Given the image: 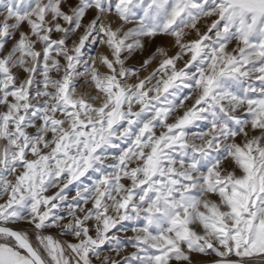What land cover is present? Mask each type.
Here are the masks:
<instances>
[{"label":"snow or ice","instance_id":"1","mask_svg":"<svg viewBox=\"0 0 264 264\" xmlns=\"http://www.w3.org/2000/svg\"><path fill=\"white\" fill-rule=\"evenodd\" d=\"M137 8V27L123 31ZM112 15L121 22L116 28L106 19ZM212 17L200 33L199 20ZM185 29L198 39L185 42ZM157 35L173 37L179 51L169 57L158 49L164 58L155 71L123 84L134 73L122 54ZM89 41L109 54L84 62L79 73ZM16 70L25 74L19 83ZM253 76L259 88L243 96L228 90ZM78 78L96 95L78 94ZM188 81L194 98L177 102ZM0 105V264H92L102 246L115 242L119 249L120 238L110 235L119 223L141 216L127 264H199L196 257L209 254L217 264H248L264 257V0H116L114 12L111 0H0ZM242 109L247 119L235 115ZM199 122L207 129L190 137ZM111 149L119 155L109 156ZM92 173L65 222V190ZM50 189L57 191L46 195ZM9 224L34 228L38 246ZM51 228L76 242L43 235Z\"/></svg>","mask_w":264,"mask_h":264},{"label":"rangeland","instance_id":"2","mask_svg":"<svg viewBox=\"0 0 264 264\" xmlns=\"http://www.w3.org/2000/svg\"><path fill=\"white\" fill-rule=\"evenodd\" d=\"M116 0H111V3L113 4V12H114V5H115ZM67 10V8H65ZM136 16L133 18L132 22L126 25H123V31H127L132 28L137 27V21L138 19L143 15V11L141 8H137L136 10ZM92 14L89 15L88 19H91ZM106 19H110L113 22V28H116L121 24L119 19L115 16L112 15L110 18L106 17ZM215 19L214 17L212 18H201L197 24V29L199 30L200 33H204L207 31V26L210 25L212 20ZM87 22V21H86ZM24 31H27V27L24 26L23 28ZM82 31V30H81ZM187 35L185 36V42H189L192 40L198 39V36L196 34L195 30L191 29H185ZM54 38L56 36L54 35ZM77 38L76 35H73L69 41L68 45L69 47L72 46L73 40ZM141 43L143 44V48L141 49H136L132 53L125 52L122 54V59H124V67L129 73H134V75H129V77L122 81L123 84H128L132 85L135 83H138L140 79H145L148 77L151 73L155 71V69L159 66L160 61L164 58L158 53V49H163L167 52V55L169 57L175 56L176 53L179 51L178 47L175 45L174 38L169 36V35H157L156 37L153 38H147V37H142ZM133 41L130 40L129 43H132ZM11 45H9L10 47ZM234 43L229 45V51L234 47ZM109 50L104 46L99 43H92L89 41L85 48L82 51L81 54V63L77 67V72L83 73L85 71L84 67V62H89L91 64L93 62L94 57H98L99 55H108ZM188 56L183 57L180 61L177 62V68H182L184 67L185 61L188 59ZM109 59H111V56L109 55ZM145 60H151V63H149L146 67L144 66V61ZM61 63L63 64L64 61L61 59ZM96 67L98 70L103 73L107 74L108 70L104 67H102L99 64V61H95ZM192 71H195V66L193 69H190L189 72L191 73ZM16 74L18 76V83L23 80L25 74L22 73L19 70H16ZM53 77H57L58 74L52 73ZM39 80L40 77H37ZM76 89L77 93L83 92L85 96L87 97L89 94L91 95H96V93L92 90L91 85H88L87 87L85 86V80L84 78H78L76 81ZM152 83H155V80L152 81ZM191 87L188 88H181L177 90L176 92V97H177V102L179 99H182L185 96L192 95L193 98L195 96L194 93V83L192 81L187 82ZM150 86V85H149ZM257 87L259 88L261 85L259 81L253 76L250 79H247L243 82L239 83H230L229 85V91L233 92L235 95L238 96H243L245 94V90L249 87ZM39 87V85H37ZM36 88H33V92H35ZM248 95L251 98H259L258 94L255 93H248ZM194 101H186L185 107H190ZM97 106L100 103V98L98 97L97 100L94 102ZM4 107L0 105V111H4ZM183 110H179L176 115H181ZM235 115L241 119H247L244 115V110H240L235 113ZM171 122V121H170ZM208 125L205 122H199L197 125L192 126L188 130V135L191 137L193 133H199L201 131L206 130ZM34 131L32 129L29 130ZM157 134H159L160 129L158 128ZM198 142V141H197ZM237 142H241L240 139H237ZM0 146H2V142H0ZM121 148H126L128 145L126 143H120ZM119 149H111L108 152L109 156H116L119 155ZM219 155H223V153H220ZM203 170V169H202ZM239 174V173H237ZM96 178V174L92 173L88 177L82 178L81 181H78L77 183H74L70 185L66 190H65V195L67 197V200L63 203L59 210V214L65 216V222L69 219L67 216L68 212V207L69 205H75L76 201L73 199L76 195V192L78 190H82L83 187L88 186L91 187L93 181ZM127 183V182H125ZM57 189H50L49 192L46 195H53ZM212 199H216V197H211ZM5 198H0V203H4ZM85 207H91V204L86 205ZM144 219L143 217L139 218H133L130 220L123 221L122 223H119L115 229H113L112 233L110 235H116L120 238V243H119V249L117 248V245L114 243L111 244H106L102 246L98 251L100 253V259H97L95 256L91 257L92 264H102V261L104 260L105 257L108 258V264H113V262H116V264H127V261L125 260L126 256H131V254L135 251L133 247V243L135 241V233L133 232V229L136 228H141L144 226ZM16 225V224H15ZM24 227L22 229H19L18 231H25L28 233L29 240L32 242L34 246H38V240L37 237L40 233H38L34 228H32L30 225L27 224H22ZM89 227L91 228L90 234L95 237V226L94 222H91L89 224ZM198 230V229H197ZM43 235H50L52 236L55 240L59 241L62 244H67V243H75V239L70 236V235H64L61 234V230L59 228H51L47 229L43 232ZM0 242H3V240H0ZM119 251V254L117 252ZM151 254V250H150ZM198 262L202 261H207V260H212V259H220L219 257H216L214 254H209L206 256H198L196 257ZM230 259H236V257H231ZM175 264V262H173ZM248 264H264V257L261 256H254L248 260Z\"/></svg>","mask_w":264,"mask_h":264},{"label":"water","instance_id":"3","mask_svg":"<svg viewBox=\"0 0 264 264\" xmlns=\"http://www.w3.org/2000/svg\"><path fill=\"white\" fill-rule=\"evenodd\" d=\"M8 227L12 228L13 230H16L18 231V227L15 226L14 224H9L7 225ZM220 259H212V260H207V261H203V262H199V264H217V262L219 261ZM231 260H235V259H231Z\"/></svg>","mask_w":264,"mask_h":264},{"label":"bare ground","instance_id":"4","mask_svg":"<svg viewBox=\"0 0 264 264\" xmlns=\"http://www.w3.org/2000/svg\"><path fill=\"white\" fill-rule=\"evenodd\" d=\"M15 225V224H14ZM15 226L18 227V229H22L24 226L22 224H16ZM203 262V261H202Z\"/></svg>","mask_w":264,"mask_h":264}]
</instances>
